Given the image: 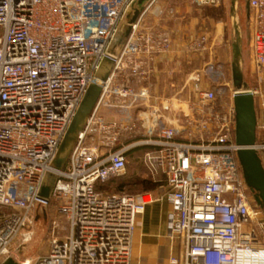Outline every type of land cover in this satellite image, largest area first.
<instances>
[{
	"label": "built area",
	"instance_id": "1",
	"mask_svg": "<svg viewBox=\"0 0 264 264\" xmlns=\"http://www.w3.org/2000/svg\"><path fill=\"white\" fill-rule=\"evenodd\" d=\"M136 1L0 0V207L8 210L0 211V264L12 258L17 241L33 239L35 224L52 210L48 253L18 264H133L136 220L153 198L105 194L96 186L123 176L126 154L136 147H147L142 162L152 179L163 178L172 206L167 264H264V215L237 159L234 94L219 103L206 63L189 77L195 98L187 112L181 91L174 110L180 117L166 115L153 81L173 45L167 30L145 23L156 0L112 52ZM249 7V92L255 149L264 154V0ZM185 49L207 54L209 36L189 39ZM93 84L101 88L95 107L65 167L56 170L60 145ZM136 109L140 115L130 121L101 114ZM49 177L54 182L42 198ZM57 217L67 223L64 235Z\"/></svg>",
	"mask_w": 264,
	"mask_h": 264
},
{
	"label": "rangeland",
	"instance_id": "2",
	"mask_svg": "<svg viewBox=\"0 0 264 264\" xmlns=\"http://www.w3.org/2000/svg\"><path fill=\"white\" fill-rule=\"evenodd\" d=\"M137 4H133L135 8L142 9L149 0H137ZM177 1H180L177 3ZM178 5V7H181V4L185 5V9H182V11H186L188 8L190 9V13H185L186 15L182 17L183 20L191 19L193 17L197 18V32L199 31V34H207L209 35V51L206 54V57L203 61V64L209 63L210 70H212L209 74V77L213 80L209 87L211 89H214L218 101L220 103L219 98H223L226 101L231 100V96L233 94V88H232V81H231V69H230V61H231V48H230V35H231V25L229 20V0H218L217 3L209 5H200L195 0H156L155 4H153V7L151 8V11L153 13L155 12L157 15H160V18H163V20H171L174 19L169 13L174 9V5ZM188 5V7H187ZM183 8V7H182ZM200 10L201 12H199ZM160 11L163 13L160 14ZM133 12V10H132ZM133 14H129V18L133 17ZM164 14H168L169 17L165 19ZM171 16V17H170ZM202 17L205 18L202 19ZM239 17H240V24L242 28V34H243V74H244V80L246 83L250 86L253 82L252 79V63L250 59V51H249V38L247 37V34L249 33V27H246V16L244 11V1L239 0ZM146 18H150V14L147 15ZM208 19V20H207ZM152 21V20H151ZM131 21L129 19H126L124 22L121 23L120 29L117 33V38L114 42V46L112 48V52L118 50L126 36H127V30L130 26ZM170 22H167V25L169 26ZM171 27V25H170ZM197 34V35H199ZM197 61H192V63H184L179 67L178 70L181 74L188 73L189 71H194L198 68ZM201 65V67L203 66ZM216 72V74H215ZM173 82L177 83L180 80L179 76L172 77ZM211 79V80H212ZM180 82V81H179ZM159 93L164 97V102L167 107H169L170 112L169 113H175L174 110L180 106L181 99L179 100L178 97H176L177 92H160ZM184 97L181 95L180 98H184L183 100L185 103L181 105V110L184 112H187L186 105H190L191 101H194V93L191 91V89H185L183 93ZM178 100V102L176 101ZM140 109H144V104ZM173 109V111H172ZM172 111V112H171ZM181 114V113H180ZM140 113L138 112V109L131 110V111H124V110H112L109 111V113L103 114L104 117L107 118H115L117 120H126L130 121L133 119V117L139 116ZM174 116V114H173ZM172 119H177L173 118ZM262 165L264 167V154H259ZM142 157V156H141ZM139 158L142 162V158ZM128 171L129 175L133 174L132 169H134V166H132V161L128 160ZM135 161H133V164ZM137 170V169H135ZM139 173V172H138ZM54 177H52V180L50 183H53ZM130 191V190H129ZM128 190H126V193H130ZM108 192H111L112 194L118 193L119 191L114 190L112 188L108 189ZM125 193V192H124ZM131 195V194H130ZM54 211H49L48 215L49 217L46 219L41 216L39 221L35 224L34 229V237L33 239L25 243L23 245H19L20 241H17L15 245H13V260L16 263H20L28 258H36L41 255H45L49 251V243H48V233H49V222L50 218L55 217ZM44 218V219H43ZM58 218V217H57ZM59 226L62 229L61 234H65V230L67 227V223L64 218H58ZM169 255V251L167 248L163 247L159 250L157 254V258L160 261V263H163Z\"/></svg>",
	"mask_w": 264,
	"mask_h": 264
},
{
	"label": "water",
	"instance_id": "3",
	"mask_svg": "<svg viewBox=\"0 0 264 264\" xmlns=\"http://www.w3.org/2000/svg\"><path fill=\"white\" fill-rule=\"evenodd\" d=\"M244 1V11L246 16V27H249L250 0ZM136 1L135 4H137ZM133 17L127 18L134 22L140 8L133 6ZM132 12V13H133ZM229 20L231 25L230 48H231V81L233 88V106L235 113V143L239 146L237 159L241 169L244 182L252 194L255 204L264 215V167L259 155L255 149L258 141L256 111L254 100L249 92V85L244 80L243 74V34L239 17V0H229ZM130 23V24H131ZM129 33V28L127 30ZM249 38V33L247 34ZM109 69L99 74V79L104 81ZM101 88L93 84L89 87L83 98L74 119L60 145L57 157L53 163L56 170H63L68 157L73 149L78 134L82 131L88 117L92 113L98 100ZM52 177L47 179L46 185L42 188L40 196L47 198L53 183H50ZM54 182V181H53ZM5 264H18L13 258H10Z\"/></svg>",
	"mask_w": 264,
	"mask_h": 264
},
{
	"label": "crops",
	"instance_id": "4",
	"mask_svg": "<svg viewBox=\"0 0 264 264\" xmlns=\"http://www.w3.org/2000/svg\"><path fill=\"white\" fill-rule=\"evenodd\" d=\"M155 2L153 4H155ZM179 2L180 1H177V3ZM173 5L174 9L169 14L174 19L165 21L163 20V18H160V15H157L155 12L153 13V11H151L150 9V11L148 12V14H150V18H146L145 20V23L149 26H153L152 24L154 23L158 24L159 28L167 30L172 38V53L170 54L166 62L159 66V76L153 81L154 90L158 93L159 91L178 93L181 91L184 92L185 89H192V83L189 80V77L194 75L195 72H200L202 70L203 66L201 67V65L203 64V61L206 57V54L193 56L186 54V43L189 39L197 36V34L200 33L199 31H196V27L198 25L197 18L193 17L191 19L183 20L182 17L186 15L185 13H190V9L188 8L186 11H182V9H185L186 4H181V7H178V5L176 6L175 4ZM198 11L201 12L200 10ZM161 13L163 12L160 11V14ZM164 17L166 19L169 17V15L164 14ZM202 19L205 20L204 17H202ZM167 22H170L169 26L167 25ZM192 61L199 62L197 63L198 68L196 70L191 72L189 71L185 74H181L178 71L181 65H183L184 63H192ZM175 76L180 77V82H173L172 77ZM105 113H109V111H102V116ZM166 115L173 118L180 117V114L178 112H172L169 114L166 113ZM148 176L150 177L149 173ZM152 180L159 182V186L154 191L143 192L150 194L153 198V201L146 206L143 214L138 216L136 220V231L133 239L132 251L133 264H167V259L163 263H160L157 258V254L163 247L167 248V250L170 251V241L166 237V226L168 215L172 211V206L166 195V188L164 187L163 178L158 177L156 180Z\"/></svg>",
	"mask_w": 264,
	"mask_h": 264
},
{
	"label": "trees",
	"instance_id": "5",
	"mask_svg": "<svg viewBox=\"0 0 264 264\" xmlns=\"http://www.w3.org/2000/svg\"><path fill=\"white\" fill-rule=\"evenodd\" d=\"M212 6L214 5L212 4ZM146 151H147V147H136L129 150L126 154L125 174L105 184H97L96 186L97 190L105 194H112L111 192H108L110 186V188L119 191L118 193H124V192L126 193V190L128 191L130 190L131 192L129 191L130 192L129 194L131 195L141 194L146 191H154L159 186V182L153 181L148 176V172L145 165L143 164V162L138 160L141 156L143 157V154ZM128 160L132 161V166H134V169H132L133 174L130 176H128L129 175L128 171L126 172V170L128 169V162H129ZM133 161H135L134 164ZM0 211L8 212L7 209L1 207H0Z\"/></svg>",
	"mask_w": 264,
	"mask_h": 264
}]
</instances>
